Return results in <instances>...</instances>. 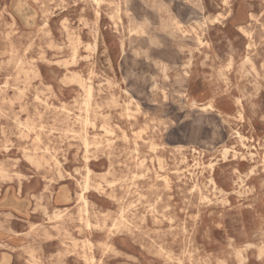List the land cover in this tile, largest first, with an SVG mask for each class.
Instances as JSON below:
<instances>
[{"label": "rangeland", "instance_id": "374dc122", "mask_svg": "<svg viewBox=\"0 0 264 264\" xmlns=\"http://www.w3.org/2000/svg\"><path fill=\"white\" fill-rule=\"evenodd\" d=\"M0 133V264H264V0H0Z\"/></svg>", "mask_w": 264, "mask_h": 264}, {"label": "bare ground", "instance_id": "6f19581e", "mask_svg": "<svg viewBox=\"0 0 264 264\" xmlns=\"http://www.w3.org/2000/svg\"><path fill=\"white\" fill-rule=\"evenodd\" d=\"M194 15V14H193ZM171 24V23H170ZM178 26V25H177ZM97 27V26H96ZM98 30V29H97ZM182 33V32H181ZM95 37V36H94ZM93 45V44H92ZM228 45V44H227ZM96 45H94V47H95ZM89 47V46H88ZM121 47V46H120ZM96 49V48H95ZM121 50V49H120ZM96 53V52H95ZM188 53V52H187ZM235 55V54H234ZM92 56V55H91ZM188 56H190V55H188ZM205 56V55H204ZM147 59V58H146ZM194 60V59H193ZM244 60V59H243ZM190 61V60H189ZM61 62V61H60ZM200 62V61H199ZM67 63H69V62H67ZM201 64V63H200ZM203 66V65H202ZM169 71V70H168ZM103 73V72H102ZM202 74V73H201ZM203 75V74H202ZM208 76V75H207ZM162 80H164V79H162ZM108 83V82H107ZM92 89V88H91ZM103 89V88H102ZM253 92V91H252ZM193 104H195V102L193 101L192 102ZM191 105V104H190ZM2 106V105H1ZM127 106V105H126ZM205 107H210V103H208V104H206V105H203V106H201V108H205ZM7 108V107H6ZM127 108V107H126ZM126 113V112H125ZM135 114V113H134ZM127 115V114H126ZM40 116H41V114H40ZM135 117V116H134ZM163 126V125H162ZM166 127V126H165ZM64 130V129H63ZM106 132V131H105ZM107 133V132H106ZM1 134V133H0ZM127 138V137H126ZM125 138V139H126ZM82 139V138H81ZM85 144V143H84ZM88 144V143H87ZM162 147H163V145H162ZM21 150V149H20ZM191 155V154H190ZM31 163V162H30ZM35 163V162H34ZM86 164V163H85ZM35 167V166H34ZM33 167V168H34ZM201 167V166H200ZM50 168V167H49ZM47 172V171H46ZM249 174V173H248ZM18 175V174H17ZM59 179V178H58ZM112 180V179H111ZM50 182V181H49ZM80 189V188H79ZM247 189V188H246ZM51 195V194H50ZM82 197V196H81ZM82 199V198H81ZM141 208V207H140ZM5 213V212H4ZM10 213V212H9ZM12 215V214H11ZM259 225H262V224H259ZM36 231V230H35ZM258 231V230H257ZM36 233V232H35ZM39 233V232H38ZM261 234V233H260ZM263 236V235H262ZM232 239V238H231ZM32 243V242H31ZM66 251V250H65ZM157 252V251H156ZM71 253V252H70ZM158 253V252H157ZM163 253V252H162ZM154 254V253H153ZM83 255V254H82ZM256 256V255H255ZM33 257V256H32ZM82 258V257H81ZM90 259V258H89ZM209 259V258H208ZM84 260V259H83ZM86 262V261H85ZM221 262V261H220ZM83 263V262H82ZM88 264V263H87Z\"/></svg>", "mask_w": 264, "mask_h": 264}]
</instances>
